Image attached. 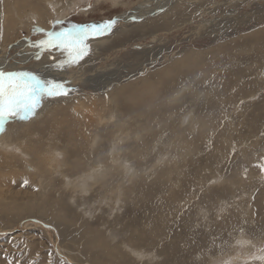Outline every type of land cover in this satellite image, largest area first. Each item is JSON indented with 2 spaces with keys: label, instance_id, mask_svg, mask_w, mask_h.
I'll list each match as a JSON object with an SVG mask.
<instances>
[{
  "label": "rangeland",
  "instance_id": "1",
  "mask_svg": "<svg viewBox=\"0 0 264 264\" xmlns=\"http://www.w3.org/2000/svg\"><path fill=\"white\" fill-rule=\"evenodd\" d=\"M2 1L0 19L18 2ZM141 1L52 0L65 9L52 20L99 23ZM132 17L79 65L58 69L52 50L29 59L42 72L5 69L76 90L0 134V264H264V0ZM36 28L8 40L43 38Z\"/></svg>",
  "mask_w": 264,
  "mask_h": 264
},
{
  "label": "snow or ice",
  "instance_id": "2",
  "mask_svg": "<svg viewBox=\"0 0 264 264\" xmlns=\"http://www.w3.org/2000/svg\"><path fill=\"white\" fill-rule=\"evenodd\" d=\"M90 7L91 4L88 5V8ZM132 19L135 20L136 17ZM117 23V19H108L99 23H69L64 27V20H52L50 30L35 29L43 35V38L30 42L29 46L38 49L35 55L37 60L45 51L58 50L65 58L58 60L55 66L58 69L72 67L79 65L89 54L91 40L110 34ZM68 84V81L45 79L29 71H10L0 68V134L6 130L9 122L27 121L33 118L45 100L67 97L76 90L68 87ZM259 167L264 173V165ZM24 183L27 184L28 181L25 180Z\"/></svg>",
  "mask_w": 264,
  "mask_h": 264
},
{
  "label": "bare ground",
  "instance_id": "3",
  "mask_svg": "<svg viewBox=\"0 0 264 264\" xmlns=\"http://www.w3.org/2000/svg\"><path fill=\"white\" fill-rule=\"evenodd\" d=\"M27 1V0H26ZM29 1V0H28ZM27 1V2H28ZM35 1V0H34ZM52 0H45V2H47L50 10L48 12V6L47 8H43V7H39L37 4H29L27 3V5L24 3H22L21 6H18V2H21V0H18V2H13V4L11 6H9V8L5 11L2 12L3 16L0 19V39H1V47H0V68L3 69H7V68H14V67H20L23 63L26 62V64H28L31 67H35V68H39V70L42 72L43 71V67L44 66H39L40 62H31L32 57H34L36 55V52L38 51V49H34L29 51L28 48H30V42L26 41V40H19V36L20 35H13L14 37L10 40H8V38L11 37V35L13 34L14 30H16V32L14 33H20V31L22 30V28L25 29H29L30 30V26L35 22L36 24L42 26L45 29H50L51 28V24L50 22L52 21L53 18L57 17V14H59V12L63 10V12L65 11V9H56L53 6L55 4H53L51 2ZM170 0H142L141 2H139L136 6H134L132 8L133 11H130V13H127L126 15H123L121 18H119L122 21L125 20H129V18L131 16H134L137 18H139L140 16H144V15H148L150 13L155 12L159 7H163L167 4V2ZM8 1H2V6L5 7L6 3ZM10 2V1H9ZM12 2V1H11ZM23 2V1H22ZM37 2V1H36ZM44 2V3H45ZM66 2V1H65ZM63 3V2H62ZM61 3V4H62ZM69 3V2H68ZM71 3V2H70ZM20 4V3H19ZM57 4V3H56ZM10 5V4H8ZM29 5V6H28ZM51 6V7H50ZM59 7V6H58ZM44 9V10H43ZM47 10V11H46ZM45 11L47 12L46 15H44ZM51 11V14H50ZM67 11V10H66ZM62 14V13H61ZM43 17H47L45 18L46 20H43ZM57 19H60L57 17ZM34 20V21H33ZM18 39V41H17ZM14 40L16 41L15 43ZM103 42V40H102ZM13 43V44H12ZM10 44V45H9ZM94 44V43H93ZM9 45V46H8ZM8 47V48H7ZM92 47V46H91ZM58 51V50H57ZM56 52V51H55ZM12 53H16L13 57H10V54ZM49 54V53H48ZM51 54V53H50ZM54 55V53H53ZM51 56V55H50ZM47 57V56H46ZM41 59V58H40ZM44 59V58H43ZM42 60V59H41ZM47 60V59H46ZM50 60V58H49ZM43 61V60H42ZM49 62V61H48ZM53 62V61H52ZM56 62V61H55ZM50 63V62H49ZM42 67V68H41ZM51 68V66H50ZM187 74V73H186ZM233 74V73H232ZM53 75V77L56 76V78L52 79H59L61 76L59 74H50ZM188 76V75H187ZM64 78V77H63ZM65 80V79H64ZM72 80V79H71ZM76 80V78H75ZM195 80V79H194ZM77 81V80H76ZM72 83V82H71ZM207 83V82H206ZM193 85V84H192ZM70 97V96H69ZM76 98V97H75ZM53 101V100H52ZM62 102V101H61ZM60 103V102H59ZM78 103H71L70 107H76ZM58 105V104H57ZM75 115V114H74ZM77 116V115H75ZM100 119V118H99ZM66 126V125H65ZM20 129V128H19ZM55 135V134H54ZM56 138V137H55ZM32 140V139H30ZM30 142V141H29ZM58 143V142H57ZM45 144V143H44ZM3 148L7 151V150H14L16 152H18V154L20 153L19 148L17 147H10L9 144L4 143L3 144ZM26 147V146H25ZM2 148V147H1ZM2 148V149H3ZM29 150V149H28ZM26 151V149H25ZM42 151V150H41ZM46 151V150H45ZM10 153V151H8ZM15 154V152H13ZM21 155V154H20ZM24 154H22L23 156ZM8 156V155H7ZM12 156V155H11ZM58 156V155H57ZM56 156V157H57ZM41 160H47L46 157H42L39 156ZM48 158V157H47ZM112 159V158H111ZM25 160V159H24ZM53 160V158H52ZM55 160V159H54ZM115 161V160H114ZM110 162L113 163V160ZM25 163H27V161H25ZM37 163V162H36ZM57 163V162H56ZM59 163V162H58ZM38 165H40L39 163H37ZM48 164V163H47ZM37 165V166H38ZM26 166V164H25ZM51 166V165H50ZM49 166V167H50ZM53 166V165H52ZM60 166V165H59ZM28 169L31 170V166L27 165ZM36 167V166H35ZM48 167V168H49ZM47 168V167H45ZM26 169V168H24ZM37 169V168H36ZM21 170V169H20ZM44 170V169H43ZM46 170V169H45ZM50 170V169H49ZM53 170V168H52ZM96 170V169H95ZM36 171V170H34ZM32 171V172H34ZM38 172L36 173H43V171L40 169V167L37 169ZM31 173V172H30ZM87 173V172H86ZM91 173V172H90ZM88 173V174H90ZM82 175L84 173H81ZM87 174V176H88ZM27 175V173H26ZM33 176V175H32ZM36 176V175H35ZM49 176V175H48ZM38 177V176H37ZM97 177V175H96ZM33 178V177H32ZM84 179V176H83ZM92 179V178H91ZM83 182V181H81ZM85 183V182H83ZM87 183V181H86ZM85 185V184H83ZM2 200V199H1ZM0 200V201H1ZM11 202V200L9 201V203ZM5 204V203H4ZM3 208V207H2ZM8 208V207H7ZM155 211V210H154ZM157 211V210H156ZM153 220V218H151ZM147 220V219H146ZM161 220V219H160ZM58 223V221H57ZM60 225V223H59ZM56 232V231H55ZM62 233V232H61Z\"/></svg>",
  "mask_w": 264,
  "mask_h": 264
},
{
  "label": "water",
  "instance_id": "4",
  "mask_svg": "<svg viewBox=\"0 0 264 264\" xmlns=\"http://www.w3.org/2000/svg\"><path fill=\"white\" fill-rule=\"evenodd\" d=\"M116 19H119V18H116ZM261 165H264V159L262 160ZM261 179L264 180V173L262 172H261Z\"/></svg>",
  "mask_w": 264,
  "mask_h": 264
}]
</instances>
